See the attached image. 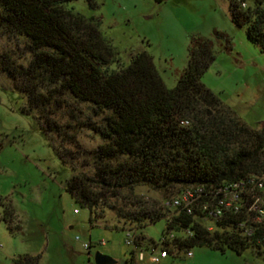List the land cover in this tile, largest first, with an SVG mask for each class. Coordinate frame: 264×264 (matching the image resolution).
I'll return each instance as SVG.
<instances>
[{
	"label": "trees",
	"instance_id": "16d2710c",
	"mask_svg": "<svg viewBox=\"0 0 264 264\" xmlns=\"http://www.w3.org/2000/svg\"><path fill=\"white\" fill-rule=\"evenodd\" d=\"M73 1L0 0V38L23 41V53L30 55L19 63L24 57L2 53L0 70L26 97V109L44 130L60 140L59 157L74 172L66 192L89 211L91 224L106 211L121 229L129 224L141 230L165 220L163 236H178L173 246L179 253L205 247L264 255L240 236L237 223L215 224L208 232L201 218L169 205L186 189L216 188L264 172V131L245 124L201 81L215 60L212 41L191 36L187 66L169 89L145 52L112 69L119 60L101 33V21L67 9ZM228 1L233 24L264 53V0ZM80 129L98 136L101 144L83 149L75 135ZM66 143L73 149L64 148ZM78 162L92 173L78 171ZM142 187L161 202L139 194ZM8 213L2 219L11 223ZM185 230L192 235L185 237ZM134 253L127 264H136ZM39 262V256L29 254L11 259L12 264Z\"/></svg>",
	"mask_w": 264,
	"mask_h": 264
},
{
	"label": "rangeland",
	"instance_id": "374dc122",
	"mask_svg": "<svg viewBox=\"0 0 264 264\" xmlns=\"http://www.w3.org/2000/svg\"><path fill=\"white\" fill-rule=\"evenodd\" d=\"M65 7L101 21V33L119 60L112 69L126 67L133 54L145 52L169 89L187 66L191 36L210 39L215 60L202 83L245 124L264 131V53L247 40L243 28L233 24L228 0H77ZM4 52L24 57L19 63L30 58L23 53V41L7 37L0 38V54ZM26 107V97L0 70V264H12L13 257L23 254L39 256V264H94L96 253L121 264L133 251L136 264H149L152 248L161 247L165 220L141 230L129 224L121 229L115 215L106 211L103 219L91 224L89 211L65 190L74 172L59 157L60 140L46 132L42 121ZM66 132L74 134V130ZM75 135L83 149L101 144L86 129ZM64 148L73 146L66 143ZM76 167L92 173L80 162ZM137 192L161 202L147 188ZM6 210L11 223L2 219ZM203 224L215 229L209 221ZM126 231L143 239L138 248L145 256L143 262L137 260L138 249L126 245ZM101 241L103 246L98 245ZM84 244L91 247L85 249ZM190 250L192 257L181 252L159 264H264V255L251 249L240 255L228 249L225 253L205 247Z\"/></svg>",
	"mask_w": 264,
	"mask_h": 264
},
{
	"label": "built area",
	"instance_id": "2783aa9c",
	"mask_svg": "<svg viewBox=\"0 0 264 264\" xmlns=\"http://www.w3.org/2000/svg\"><path fill=\"white\" fill-rule=\"evenodd\" d=\"M241 7L245 8L246 3H241ZM169 205L173 209L181 207L188 215H195V217L209 221L214 225L230 221L237 223L240 236L259 248L260 252L264 251V172L236 181L224 182L216 188L206 189L198 186L186 189L174 197ZM204 228L208 232L213 231L210 226L204 225ZM183 235L191 236L192 232L185 230ZM175 237L178 236L175 233H170L162 239L161 244H170L168 248H152L148 254V263L159 264L161 260L169 256H177L178 248L173 246ZM136 242L137 238L132 231H126V245L135 246ZM104 244L103 241L98 243L100 246ZM84 248L89 249V245L84 244ZM170 250L172 254L169 253ZM185 256L192 257L191 250H187ZM137 260L140 262L145 260L141 249H138Z\"/></svg>",
	"mask_w": 264,
	"mask_h": 264
},
{
	"label": "water",
	"instance_id": "95a60500",
	"mask_svg": "<svg viewBox=\"0 0 264 264\" xmlns=\"http://www.w3.org/2000/svg\"><path fill=\"white\" fill-rule=\"evenodd\" d=\"M94 264H114V260L108 256L102 255L100 253H96L94 255ZM127 264V263H121Z\"/></svg>",
	"mask_w": 264,
	"mask_h": 264
},
{
	"label": "crops",
	"instance_id": "0c3cea01",
	"mask_svg": "<svg viewBox=\"0 0 264 264\" xmlns=\"http://www.w3.org/2000/svg\"><path fill=\"white\" fill-rule=\"evenodd\" d=\"M169 257H167L166 259H163V260H167Z\"/></svg>",
	"mask_w": 264,
	"mask_h": 264
}]
</instances>
